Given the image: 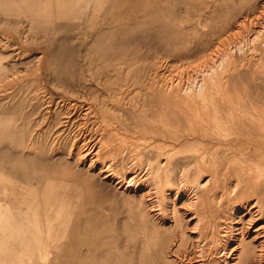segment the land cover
Instances as JSON below:
<instances>
[{
    "label": "rangeland",
    "instance_id": "rangeland-1",
    "mask_svg": "<svg viewBox=\"0 0 264 264\" xmlns=\"http://www.w3.org/2000/svg\"><path fill=\"white\" fill-rule=\"evenodd\" d=\"M253 2L0 0V264H174L172 232L157 233L148 203L139 207L112 179L152 176L167 159L176 189L188 154L212 168L238 164L221 119L248 103L240 83L230 80L228 102L181 91L203 74L223 81L225 56L241 57L250 40L240 44L245 31L233 22ZM95 120L121 152L88 167Z\"/></svg>",
    "mask_w": 264,
    "mask_h": 264
},
{
    "label": "bare ground",
    "instance_id": "bare-ground-1",
    "mask_svg": "<svg viewBox=\"0 0 264 264\" xmlns=\"http://www.w3.org/2000/svg\"><path fill=\"white\" fill-rule=\"evenodd\" d=\"M263 4L264 0H254L249 9L250 14L248 12L241 13L239 18H236L233 22L235 28L239 29L241 33L242 30L245 31L240 44L242 45L245 42V38L250 40H248L246 48L245 46L241 47L239 52L241 57L230 56L225 53L226 56L223 62L225 63L224 71L226 73L222 78H219L223 80L220 82L221 84L218 82L219 80H214L211 74H203L199 84L194 83L186 86L184 84V90L181 91V94L186 97H192L200 93L206 96L205 99L209 97L210 100H214L219 97L221 102H228L226 91L229 88L230 80L240 83V89L243 90L242 101H248V103L236 106L235 115L230 113L228 117L221 119L232 127L233 131L225 130L223 134L231 140L224 142V144L238 145L240 153L237 163L239 165L227 163L224 166L212 168L208 166V161L204 160V155L199 158L201 152L198 155L188 154L189 161L193 165L189 169L186 168L188 175L186 180L184 179L185 184L183 183L184 185L181 184V186L174 189L171 187L173 177H171V174L173 171L170 172L173 170L174 165L170 167L169 161L164 159V154H161L164 161L160 160L162 163L155 167L154 175L147 174L148 171L146 172V170L138 175L140 172L136 169V171L134 170L135 175L133 174L127 181L125 180L127 172L123 173L125 175L123 177H120L119 173V177L115 175L116 180L112 179L115 189L120 194L129 192L133 199L137 198L139 207L141 204L148 203L146 215L153 225L152 228L157 233L172 232L173 239L170 248L166 251L171 252V254L174 253V264H264ZM255 9L257 12H255ZM249 85L252 86L250 92L247 91ZM174 96L175 99L179 100L181 95L176 92ZM198 100L201 102V99ZM196 114L195 112L193 115ZM198 116H200V113H198ZM200 123L202 127L206 124L204 119ZM89 127L91 133L86 138L83 146L86 151L84 156L89 159L90 163L88 167L91 164L95 165V163L101 162V158L105 154L110 153L114 156V154L121 152L120 144H108V130L104 129L98 121H92ZM208 131L209 129L206 128V132L203 130L204 133L201 132V135L206 134ZM189 138L192 143L195 142L196 138L203 137L191 135ZM190 145L197 152L201 150L199 146ZM147 151L150 152V150ZM144 152L146 151L144 150ZM152 154L151 151L150 155ZM156 158L158 159V157ZM155 159H153L154 162ZM151 162L149 163L151 164ZM106 168L108 169V167ZM184 171L182 172L184 173ZM111 174L105 172L101 179L112 182ZM135 177L138 182H135V185H132V183L130 185L129 183ZM150 178H152V181L149 180ZM180 178H183L182 175ZM123 182L129 183L124 185ZM165 186L166 189H164ZM137 187H139L138 194ZM159 198L164 199L163 208L159 207Z\"/></svg>",
    "mask_w": 264,
    "mask_h": 264
}]
</instances>
